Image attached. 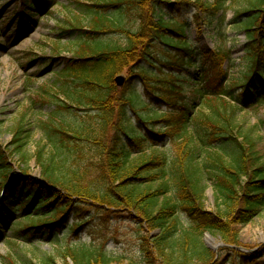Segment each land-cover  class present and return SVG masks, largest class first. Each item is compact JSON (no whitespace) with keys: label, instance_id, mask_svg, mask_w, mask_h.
Here are the masks:
<instances>
[{"label":"trees","instance_id":"obj_1","mask_svg":"<svg viewBox=\"0 0 264 264\" xmlns=\"http://www.w3.org/2000/svg\"><path fill=\"white\" fill-rule=\"evenodd\" d=\"M191 1L198 10L215 14L226 0L84 4L72 27L85 39L66 58L60 85L45 89L43 95L58 102L61 110L82 112L74 125L54 124L53 115L49 121L50 135L59 136L64 164L52 165L38 150L36 161L42 173L37 177L29 168L14 170L13 152L0 147V192L4 191L0 207L12 213L16 207L10 202L21 205L23 216L31 219L19 230L21 235L63 230L70 214L87 211L90 201L107 219L110 212L127 211L138 225L161 230L155 237L143 238V260L130 264H152L156 258L165 264H190L195 257L213 264L211 252L200 240L205 231L238 244L240 227L264 208V168L256 140L238 120L242 107L264 103V0H245L237 14V29L250 40L246 52L250 66L239 71L231 84H225L222 73L215 75L204 68L193 86L185 84L189 75L181 72L197 64L188 61L193 44L187 39L186 26L174 17L165 19L163 13L164 4L178 11ZM28 5V0H22L27 15ZM156 40L168 55L161 60L165 70L159 67L160 73L143 65L154 59ZM60 50L56 43L53 53ZM220 56L228 58L229 53ZM124 72L127 79L118 87L115 77ZM137 78L168 109L145 105L143 112L135 110V124L128 119L126 104L132 98L116 94L129 91ZM21 131L18 126L12 139L16 150L25 145ZM85 141L88 152L81 146ZM207 179L215 182L216 211L205 208ZM183 216L191 220L189 226ZM0 217H6L2 209ZM86 225L82 219L71 229L79 235ZM62 255L63 260H71L65 264H124L105 250L104 243L67 245ZM263 258L264 254L240 252L214 264L226 260L264 264ZM6 264L15 263L8 260ZM43 264L56 262L50 258Z\"/></svg>","mask_w":264,"mask_h":264},{"label":"rangeland","instance_id":"obj_2","mask_svg":"<svg viewBox=\"0 0 264 264\" xmlns=\"http://www.w3.org/2000/svg\"><path fill=\"white\" fill-rule=\"evenodd\" d=\"M30 1L33 4L30 11L32 16L24 17L22 21L21 0H0V147L13 152L10 155L13 169L29 168L32 175L40 177L42 170L36 161L38 150L41 151L43 160L48 159L56 167L64 164L65 159L58 142L59 136L50 135L49 132L52 115L54 124L58 121L69 126L79 121L77 114H82L76 109L61 110L58 102L53 98H44L43 95L45 89L51 90L60 85L59 74L66 65V58H70L78 48V43L85 39L72 27L76 16L81 15L84 4L97 0H48L51 4L49 10L43 9L41 0ZM244 5L245 0H226L215 14L198 10L193 1L183 5L178 11H171L163 5L164 18L174 17L183 23L187 39L193 44L188 61H196L197 64L182 69L184 76L189 75V82L185 84L193 86L204 68L215 75L222 73L224 80H227L225 84H231L233 77L240 74L239 71L250 66L251 62L246 54L250 40L246 32L236 26L237 14ZM15 12L18 13L11 19ZM56 43L61 45L57 54L53 53ZM163 47L162 42L156 40L154 59L145 62V68L157 73H160L159 67L165 70L161 60L168 55ZM223 53H229L228 58L220 56ZM122 95L132 98L133 102L126 104L128 119L135 124V110L143 112L141 108L145 105L168 109L150 95L139 78L133 80L129 91H119L116 94L117 97ZM238 120L243 130L250 132L256 140V153L264 168V103L256 102L250 107H242ZM18 126L22 128L21 135L25 143L21 150H16L12 144ZM81 146L85 147L86 152L89 151L88 142H82ZM1 179L0 176V183ZM206 185L205 208L216 211L219 206L215 202V182L207 179ZM10 205L15 206L16 210L9 213L2 208L6 217H0V264H6L8 260L15 264H43L50 258L55 259L56 264H65L71 260H63L62 254L67 245L75 243H104L105 250L112 256L120 257L124 264H130L132 260L141 262L144 257L143 238L147 235L155 237L161 231L151 229L146 224L138 225L127 211L110 212L107 219L88 201L90 207L87 211L80 214L72 212L69 225L63 230L52 234L43 231L34 236L21 235L19 230L30 223L31 219L23 216L21 205L16 206L11 202ZM82 219L87 220V225L79 235H75L71 227ZM182 219L185 225L191 224L187 216ZM200 240L211 252L213 264L220 263L225 258L230 260L240 252L263 256L264 208L253 221L240 227L237 245L229 244L218 234L209 231H205ZM199 250L202 251L201 248ZM152 264L165 263L156 258ZM190 264H204V261L195 257ZM224 264L231 263L226 260Z\"/></svg>","mask_w":264,"mask_h":264},{"label":"water","instance_id":"obj_3","mask_svg":"<svg viewBox=\"0 0 264 264\" xmlns=\"http://www.w3.org/2000/svg\"><path fill=\"white\" fill-rule=\"evenodd\" d=\"M126 81V76L124 74H119L115 77V82L117 86L122 87Z\"/></svg>","mask_w":264,"mask_h":264}]
</instances>
